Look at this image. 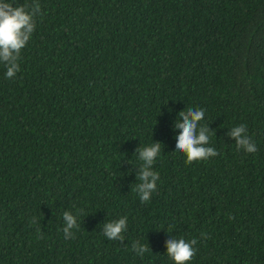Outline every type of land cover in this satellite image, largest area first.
I'll return each instance as SVG.
<instances>
[{"label": "trees", "instance_id": "obj_1", "mask_svg": "<svg viewBox=\"0 0 264 264\" xmlns=\"http://www.w3.org/2000/svg\"><path fill=\"white\" fill-rule=\"evenodd\" d=\"M9 2L40 11L14 77L0 62V264H175L172 238L196 241L186 264H264V0ZM188 108L218 155L176 151ZM156 142L141 202L137 149Z\"/></svg>", "mask_w": 264, "mask_h": 264}, {"label": "clouds", "instance_id": "obj_2", "mask_svg": "<svg viewBox=\"0 0 264 264\" xmlns=\"http://www.w3.org/2000/svg\"><path fill=\"white\" fill-rule=\"evenodd\" d=\"M14 6L9 0H0V62L6 66V77L12 78L19 71V59L21 50L27 45L35 30L34 17L40 11L39 4ZM203 109L188 108L178 113L179 120L175 127L181 129L177 137L176 151L183 152L187 157V163L196 160L208 159L218 155V152L209 144V128L201 126L200 121L204 119ZM182 121V122H181ZM235 138L238 149L248 153L257 151L255 143L246 134L243 125L233 127L229 133ZM161 151V143H153L137 149L139 159L143 161L137 179L140 183L136 186L141 202L151 199L152 193L157 187L159 173L153 171V164ZM79 212V210H77ZM65 238H73L72 229L78 228L77 216L72 212L63 213ZM35 223V220H33ZM127 229V217L107 222L103 225V233L110 240H124L122 233ZM195 240L186 241L184 238H172L167 241V255L175 264H186L195 255ZM132 248L143 256L148 252V247L139 241L133 242Z\"/></svg>", "mask_w": 264, "mask_h": 264}]
</instances>
